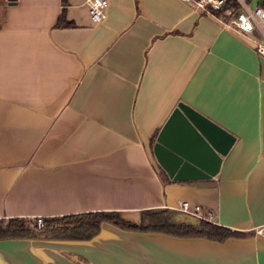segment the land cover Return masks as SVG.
I'll return each instance as SVG.
<instances>
[{
  "label": "crops",
  "instance_id": "0c3cea01",
  "mask_svg": "<svg viewBox=\"0 0 264 264\" xmlns=\"http://www.w3.org/2000/svg\"><path fill=\"white\" fill-rule=\"evenodd\" d=\"M178 101L235 136L210 179L154 157ZM182 199L239 234L102 220L88 238H0V264H264V57L249 37L184 0H107L100 21L86 0H0V217L137 221Z\"/></svg>",
  "mask_w": 264,
  "mask_h": 264
},
{
  "label": "trees",
  "instance_id": "16d2710c",
  "mask_svg": "<svg viewBox=\"0 0 264 264\" xmlns=\"http://www.w3.org/2000/svg\"><path fill=\"white\" fill-rule=\"evenodd\" d=\"M244 1L250 3L252 0ZM255 4L264 5V0H255ZM239 6V0H224L219 8L212 11L219 14L228 7ZM181 212L173 207L143 208L139 211L138 220L133 221L122 217L118 210H87L45 216L40 227L35 226L33 218L0 217V238L23 236L88 238L99 230L102 220H109L126 228L162 231L179 236H205L217 240L239 234V231L207 218L196 217L195 220H191Z\"/></svg>",
  "mask_w": 264,
  "mask_h": 264
},
{
  "label": "water",
  "instance_id": "95a60500",
  "mask_svg": "<svg viewBox=\"0 0 264 264\" xmlns=\"http://www.w3.org/2000/svg\"><path fill=\"white\" fill-rule=\"evenodd\" d=\"M234 139L233 133L191 105L178 101L157 131L152 152L171 178L210 179ZM181 213L191 220L196 218Z\"/></svg>",
  "mask_w": 264,
  "mask_h": 264
},
{
  "label": "built area",
  "instance_id": "2783aa9c",
  "mask_svg": "<svg viewBox=\"0 0 264 264\" xmlns=\"http://www.w3.org/2000/svg\"><path fill=\"white\" fill-rule=\"evenodd\" d=\"M189 2L194 8L203 12L213 14L219 22L226 27L234 28L243 32L252 41L257 53L264 57V5H249L244 0H239L240 6L237 8L228 7L222 13L215 14L212 10L219 8L224 0H184ZM88 13L92 21H100L104 17V9L107 0H86ZM177 209L197 217L209 218L208 214L200 211V206H190L186 199L179 200ZM43 216L33 217L36 227H40ZM255 232L264 235V225L255 229Z\"/></svg>",
  "mask_w": 264,
  "mask_h": 264
},
{
  "label": "rangeland",
  "instance_id": "374dc122",
  "mask_svg": "<svg viewBox=\"0 0 264 264\" xmlns=\"http://www.w3.org/2000/svg\"><path fill=\"white\" fill-rule=\"evenodd\" d=\"M249 5H251V6L255 5V0H252V1L249 3ZM196 217H197V216H196Z\"/></svg>",
  "mask_w": 264,
  "mask_h": 264
}]
</instances>
